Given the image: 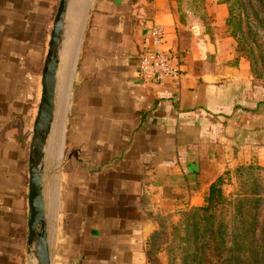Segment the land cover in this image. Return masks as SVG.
Listing matches in <instances>:
<instances>
[{"label":"crops","instance_id":"crops-1","mask_svg":"<svg viewBox=\"0 0 264 264\" xmlns=\"http://www.w3.org/2000/svg\"><path fill=\"white\" fill-rule=\"evenodd\" d=\"M58 4L0 0V264H35L28 153ZM209 9L210 22L193 15L182 36L169 0L72 1L55 93L59 161L43 177L52 264H145L160 214L203 204L238 164H264V84L244 58L230 63L226 5ZM154 25L181 69L164 82L139 70Z\"/></svg>","mask_w":264,"mask_h":264},{"label":"trees","instance_id":"trees-1","mask_svg":"<svg viewBox=\"0 0 264 264\" xmlns=\"http://www.w3.org/2000/svg\"><path fill=\"white\" fill-rule=\"evenodd\" d=\"M220 3L226 4L225 27L236 40L237 54L230 63L246 57L252 76L263 80L258 68L262 58L252 42L257 30H264V0ZM229 178L237 186L232 195L224 194L225 177L219 175L210 183L203 204L181 211L165 249L167 264H264V166L238 164ZM158 233L154 230L147 239V262H158Z\"/></svg>","mask_w":264,"mask_h":264},{"label":"water","instance_id":"water-1","mask_svg":"<svg viewBox=\"0 0 264 264\" xmlns=\"http://www.w3.org/2000/svg\"><path fill=\"white\" fill-rule=\"evenodd\" d=\"M72 1L59 0L53 19L41 75V92L29 143L27 245L35 264H52L43 196V177L47 141L55 118L57 77Z\"/></svg>","mask_w":264,"mask_h":264},{"label":"rangeland","instance_id":"rangeland-1","mask_svg":"<svg viewBox=\"0 0 264 264\" xmlns=\"http://www.w3.org/2000/svg\"><path fill=\"white\" fill-rule=\"evenodd\" d=\"M215 3H220V0H169L170 9L172 10V13L175 16L176 20L179 22V31L181 32V35L182 36L186 35V31L188 30L186 28L190 25L189 24L190 22L188 21L187 18L189 17L191 18L193 15L197 14L199 16H204V18H207L208 21L210 22L213 16V11H211V9L209 8ZM223 32L229 35V32L226 27H224V30L222 31V33ZM255 38H256L255 39L256 41L252 43L253 45H256L254 47L255 52L256 54H259L261 56L262 58L261 60L263 62L262 66L261 64L258 65V68H260L261 72L264 73V30H257V35L255 36ZM234 41H235V46H236V40L234 39ZM236 54H237V51H236ZM243 58L249 62V60L246 57H243ZM60 75H61V72H60ZM64 76H65V72H64ZM256 80L261 81L264 84V79L263 80L256 79ZM65 81H66V77H65ZM64 83L65 82H63V84L61 85V89L65 88L64 93L66 96V94L68 93L67 81L65 83V87H64ZM58 103L60 104L59 100H58ZM261 103L263 107L264 101H262ZM57 113H58V107H57L55 116H57L56 115ZM62 120H63V108L61 110L59 118L58 117L54 118V123H53V127L56 124L57 129H58L57 139H56L57 142H58V139L60 140L59 134L61 131ZM53 127H52V130H53ZM51 135H52V131H51ZM61 137H62V134H61ZM52 143H53L52 136H50L49 145H48V149L46 153V162H45V171H44L45 177L47 179L54 178V173H55L54 171L59 161L57 159V156L59 154L60 148L59 147L52 148ZM260 165L264 166V164H260ZM233 169L228 170L227 171L228 173L227 172L223 173L225 177V183L223 184L222 188L226 196L232 195L235 192L236 187H237L234 179L229 178L230 176L232 177L233 175ZM181 211L182 210L180 211L176 210L173 213L160 214V217L158 218V227L155 229V230L159 229V233L157 236L158 237L157 246L159 245V249L156 252V257L158 259V262L151 263V262H147L146 260L145 264H167V252L165 249H166L167 244L171 241L173 237L172 236V226L176 224L178 220L181 218Z\"/></svg>","mask_w":264,"mask_h":264},{"label":"built area","instance_id":"built-area-1","mask_svg":"<svg viewBox=\"0 0 264 264\" xmlns=\"http://www.w3.org/2000/svg\"><path fill=\"white\" fill-rule=\"evenodd\" d=\"M151 47L140 55L139 70L145 79L164 82L168 78L178 77L181 69L174 63L175 56L165 44V32L160 26L150 27Z\"/></svg>","mask_w":264,"mask_h":264},{"label":"bare ground","instance_id":"bare-ground-1","mask_svg":"<svg viewBox=\"0 0 264 264\" xmlns=\"http://www.w3.org/2000/svg\"><path fill=\"white\" fill-rule=\"evenodd\" d=\"M63 81L65 82V76H64V71L61 73V78H60V86H59V88H60V90H61V85L63 84ZM64 90V89H63ZM62 91V90H61ZM61 97H62V95L60 94L59 95V101H60V104L57 106L58 107V112H60V110H62V107H63V101H62V99H61ZM64 100V99H63ZM56 120V119H55ZM54 129V128H53ZM56 129V128H55ZM56 130H58V129H56ZM54 134H52V136H53ZM57 135H56V133H55V136H54V138H52V141L55 143L57 140ZM55 145V144H54ZM51 150V149H50Z\"/></svg>","mask_w":264,"mask_h":264}]
</instances>
